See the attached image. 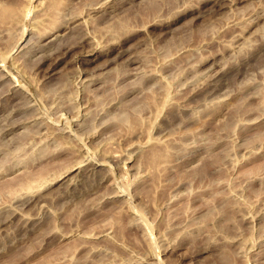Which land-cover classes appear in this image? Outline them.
I'll return each instance as SVG.
<instances>
[{"label":"rangeland","instance_id":"1","mask_svg":"<svg viewBox=\"0 0 264 264\" xmlns=\"http://www.w3.org/2000/svg\"><path fill=\"white\" fill-rule=\"evenodd\" d=\"M0 75V264H264V0H0Z\"/></svg>","mask_w":264,"mask_h":264},{"label":"bare ground","instance_id":"2","mask_svg":"<svg viewBox=\"0 0 264 264\" xmlns=\"http://www.w3.org/2000/svg\"><path fill=\"white\" fill-rule=\"evenodd\" d=\"M55 33H56V32H55ZM62 35H63V34H62ZM56 36H60V35H59V34L55 35V38H56ZM54 40H55V39H54ZM59 41L62 42L61 40H59ZM57 43H58V42H57ZM57 43H56V45H57L58 47L56 46V48H59V47L62 46V43H58V44H57ZM23 45H24V44H23ZM22 47H23V46H22ZM22 49H23V48H22ZM30 49H31V47H30ZM39 49H40V48H39V45H38V46H35L34 48H32L31 51H32V53H34L35 51H38ZM41 49H42V48H41ZM28 50H29V49H28ZM89 50H90V49H89ZM93 50H94V49H93ZM21 51H22V50H21ZM91 52H92V51H91ZM91 52L86 53V54L84 53V54L87 56V57L85 58V60H86L87 62H93V61H94L96 58H98V56H99V52H98V53H94V52L91 53ZM100 53H101V52H100ZM40 54H41V53H40ZM44 54H45V53H44ZM46 54H47V53H46ZM46 54H45V58L48 57V56L46 57ZM64 54H65V53H63V52L61 53V55H58V54H57V55L55 56V59H54L53 62L51 63V65H53V64H55V63H59V61H61L62 58L64 57ZM47 55H48V54H47ZM49 55H50V54H49ZM40 56H41V58L39 57L40 60L38 59V60H39V63L42 62L41 60H44V61H45V59H43V58H44V57H43V54H41ZM83 56H84V55H83ZM83 56H82V57H83ZM36 60H37V59H36ZM86 61H85V62H86ZM33 63L36 64L34 61H33ZM37 63H38V62H37ZM48 64H49V65H46L47 68H48L49 66H50V67H49V70H48L47 72H49L50 70L53 69V68H52L53 66H51L50 63H48ZM37 65H39V64H37ZM39 67H41V66H39ZM39 67H37V68H39ZM41 68H46V67H43V66H42ZM40 72H41V71H40ZM45 72H46V69H45ZM47 72H46V74H47ZM50 72H52V71H50ZM7 73H8V72H7ZM41 73H42V72H41ZM43 73H44V71H43ZM43 73H42L41 75H44V76H45L46 74H43ZM4 74H5V73H4ZM8 74H9V73H8ZM1 75H3V74H1ZM1 75H0V76H1ZM9 75H10V74H9ZM39 75H40V74H39ZM48 76H49V75H48ZM1 77H2V76H1ZM11 77H12V76H11ZM40 77H42V76H40ZM45 79H46V78H45ZM14 80H15V82L17 81L16 79H14ZM14 80H13V81H14ZM19 89H20V88H19ZM13 90H14V89H13ZM13 90H12V91H13ZM208 90H209V89H208ZM211 91H212V90H211ZM23 94H24V93H23ZM9 96H10V97H9ZM14 96H16V95H15V94H14V95H13V94H12V95H8V97H6L4 100H5V101L7 100V102H8V100L14 98ZM18 99H19V98H18ZM37 99H38V98H37ZM38 100H39V99H38ZM17 102H19V101H17ZM12 103H13V102H12ZM24 103H25V102H24ZM37 103H38V102H37ZM21 104H23V102H21ZM12 105H13V104H12ZM180 105H181V104H180ZM19 106H22V105H19ZM25 106H27V105H25ZM38 106H39V105H38ZM181 106H182V105H181ZM39 108H40V107H39ZM12 109H13V108H12ZM14 110H15V109H13L12 111H14ZM38 112H40V111H38ZM38 112H37V113H38ZM22 113H23V112H22ZM37 113H36V114H37ZM43 114H44V112H43ZM43 114H42V115H43ZM76 116H77V115H76ZM42 117H43V116H42ZM66 117H67V116H66ZM50 118H51V117H50ZM70 118H71V117H70ZM66 119H68V117H67ZM13 120H14V119H13ZM13 120H11V122H12ZM52 120H53V119H52ZM39 121H40V120H39ZM46 121H47V120H46ZM53 121H56V120H53ZM65 121H66V120H65ZM67 121H70V120H67ZM13 122H14V121H13ZM34 123H35V122H34ZM38 123H40V122H38ZM65 123H66V122H65ZM68 123H69V122H68ZM70 123H71V122H70ZM40 124H42V123H40ZM82 124H83V123H82ZM37 125H38V124H37ZM68 125L70 126V124H67V127H69ZM65 126H66V124H65ZM80 126H81V125H80ZM45 127H46V125H45ZM41 128H42V125H41ZM46 129H48V127H46ZM53 129H54V128H53ZM53 129H52V131H53ZM58 129H59V128H58ZM58 129H57L56 132H58ZM63 129H64V128H63ZM68 129H71V131H72V128H68ZM76 129H77V128H76ZM7 130H8V129H7ZM43 130H45L44 127H43ZM54 130H55V129H54ZM73 130H74V129H73ZM48 131H49V130H48ZM50 131H51V130H50ZM35 132H36V131H35ZM44 132H45V131H44ZM53 132H54V131H53ZM37 133H38V132H37ZM41 133H42V132H41ZM72 133H73V132H72ZM4 134H5V133H4ZM39 134H40V133H39ZM39 134H38V135H39ZM52 134H54V133H52ZM52 134H50V135H52ZM69 135H70V134H69ZM57 136H58V135H57ZM75 136H76V134H75ZM41 137H44V136H41ZM45 137H46V136H45ZM45 137H44V138H45ZM48 137H50V136H48ZM55 137H56V134H55ZM71 137H72V136H71ZM76 137H77V136H76ZM46 139H47V138H46ZM53 139H54V137H53ZM75 139H76V138H75ZM54 141H55V140H54ZM85 157H86V156H85ZM85 157H83L82 159H84ZM80 161H81V160H80ZM78 162H79V161H78ZM81 162H82V161H81ZM97 162H98V161H97ZM104 164H105V163H104ZM104 164H103V165H104ZM39 196H40V195H39ZM33 197H34V196H33ZM41 198H42V197H41ZM34 199H35V198H34ZM37 199H38V198H37ZM35 200H36V199H35ZM35 200H34V201H35ZM34 201H33V202H34ZM36 201H37V200H36ZM39 201H40V200H39ZM26 202H27V201H26ZM37 202H38V201H37ZM35 204H36V203H35ZM225 256H226V255H225ZM225 256H224V257H225Z\"/></svg>","mask_w":264,"mask_h":264}]
</instances>
